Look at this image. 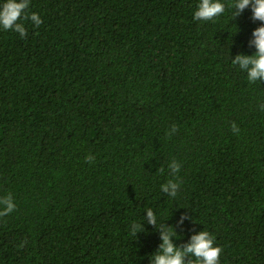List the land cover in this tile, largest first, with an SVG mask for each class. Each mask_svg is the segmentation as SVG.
<instances>
[{
  "label": "trees",
  "instance_id": "16d2710c",
  "mask_svg": "<svg viewBox=\"0 0 264 264\" xmlns=\"http://www.w3.org/2000/svg\"><path fill=\"white\" fill-rule=\"evenodd\" d=\"M221 2L30 0L38 28L0 27V264H152L148 208L177 246L205 229L219 264H264V80L232 64L264 21Z\"/></svg>",
  "mask_w": 264,
  "mask_h": 264
},
{
  "label": "clouds",
  "instance_id": "9594fccd",
  "mask_svg": "<svg viewBox=\"0 0 264 264\" xmlns=\"http://www.w3.org/2000/svg\"><path fill=\"white\" fill-rule=\"evenodd\" d=\"M30 0H5L0 4V27L4 30H13L20 34L21 38L27 36V29L21 20H31L35 27H39L43 21L36 12L27 13ZM251 6L252 19L264 21V0H234L229 5L234 9L232 15L234 19L241 15L244 9ZM225 11V4L221 0H200L197 10L194 13V19L197 21H214L215 18L222 15ZM253 39L249 41V47L255 46L256 51L249 55L240 53L232 59L233 65H238L239 69L247 73V79L250 83L264 80V24L255 28L252 33ZM264 110V104L261 105ZM177 131L175 125L172 126L169 137ZM232 131L239 133L240 129L235 122L232 123ZM95 157L89 154L86 160L94 161ZM171 174L179 172L181 165L172 160L168 165ZM158 171L163 172L161 166ZM180 188V182L169 179L161 185V190L171 197H176ZM16 209V204L11 194L0 197V217L7 216ZM148 224L160 229L162 243L159 249L152 254V264H219L223 249L215 244V236L207 230H201L194 233L190 241L182 246H177L172 237L175 236L176 229L165 223L157 225V217L151 208L147 209L145 217ZM185 219H190L187 213H183L178 221L183 224ZM140 223H133L131 233L137 235L142 230Z\"/></svg>",
  "mask_w": 264,
  "mask_h": 264
}]
</instances>
